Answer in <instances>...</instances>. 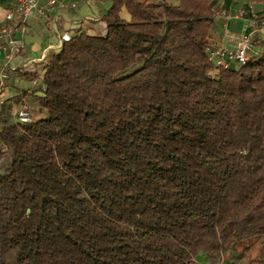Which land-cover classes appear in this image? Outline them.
I'll list each match as a JSON object with an SVG mask.
<instances>
[{"label": "trees", "instance_id": "1", "mask_svg": "<svg viewBox=\"0 0 264 264\" xmlns=\"http://www.w3.org/2000/svg\"><path fill=\"white\" fill-rule=\"evenodd\" d=\"M217 1L112 0L43 66L40 118L1 109L0 264L264 253V37L215 67Z\"/></svg>", "mask_w": 264, "mask_h": 264}, {"label": "crops", "instance_id": "2", "mask_svg": "<svg viewBox=\"0 0 264 264\" xmlns=\"http://www.w3.org/2000/svg\"><path fill=\"white\" fill-rule=\"evenodd\" d=\"M40 0L39 5L46 12L45 17L31 16L24 26L15 22H7L4 14L7 8L16 0H0V33L8 32L11 37L22 41L20 52L8 59L4 41H0V77L4 78L2 91L3 106L1 113L14 119V114L21 99L28 104L32 119L42 116L37 97L41 96L43 82L41 80L42 68L49 59L56 54L64 40H67L74 30L84 22L98 18L112 6V0ZM74 3L75 8L71 7ZM251 5L249 18L238 17L236 13ZM215 9L226 11L229 18L220 14L215 16V22L209 33V45L233 48L236 39L248 27L258 23L264 14V0H218ZM120 16L123 20L130 19L125 9ZM258 31L254 34L259 37ZM238 257L237 255L234 256ZM229 254L220 256L199 253L191 264H264V253L258 252V247L245 252L235 259Z\"/></svg>", "mask_w": 264, "mask_h": 264}, {"label": "built area", "instance_id": "3", "mask_svg": "<svg viewBox=\"0 0 264 264\" xmlns=\"http://www.w3.org/2000/svg\"><path fill=\"white\" fill-rule=\"evenodd\" d=\"M40 0H16V2L6 9L4 18L7 22H15L20 26H24L27 20L31 16L45 17L46 12L43 7L39 5ZM50 5L55 4L54 0L49 1ZM75 4L72 3L71 7L75 8ZM252 7L247 5L244 9H240L236 16L249 18L251 15ZM214 15H221L223 18L228 19L229 15L226 11L213 10ZM264 30V14L260 17V20L252 24L245 32L240 35L233 48H227L224 46H211L209 45L206 49L208 59L212 62L215 67L218 68H229L230 66H237L245 64L249 55L261 48L262 40L259 41L254 34L258 31ZM4 41L6 45L7 54L6 57L11 59L20 52L23 43L18 38H13L8 32L2 31L0 33V41ZM4 88V78L0 77V111L3 106L2 91ZM44 85L42 87V92ZM14 119L19 123H28L32 120L29 112V107L25 99H21L14 114Z\"/></svg>", "mask_w": 264, "mask_h": 264}, {"label": "rangeland", "instance_id": "4", "mask_svg": "<svg viewBox=\"0 0 264 264\" xmlns=\"http://www.w3.org/2000/svg\"><path fill=\"white\" fill-rule=\"evenodd\" d=\"M263 31H264V30H263ZM259 37H260V38H257V40L261 41V40L263 39V37H264V32H263V33H260V34H259ZM7 162H8V157L5 155V156L3 157V159H2V161H1L2 168H4V166L7 164Z\"/></svg>", "mask_w": 264, "mask_h": 264}, {"label": "water", "instance_id": "5", "mask_svg": "<svg viewBox=\"0 0 264 264\" xmlns=\"http://www.w3.org/2000/svg\"><path fill=\"white\" fill-rule=\"evenodd\" d=\"M40 95H43L42 93Z\"/></svg>", "mask_w": 264, "mask_h": 264}]
</instances>
